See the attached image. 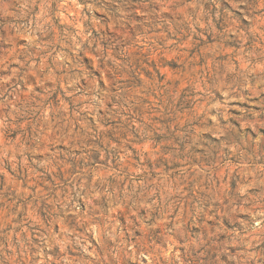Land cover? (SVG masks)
<instances>
[{
  "label": "rangeland",
  "instance_id": "374dc122",
  "mask_svg": "<svg viewBox=\"0 0 264 264\" xmlns=\"http://www.w3.org/2000/svg\"><path fill=\"white\" fill-rule=\"evenodd\" d=\"M64 2L66 31L32 33L17 23L16 0H0V122L19 112L35 127L38 107L48 117L39 148L20 131L29 119L0 132V264H264V23L241 19L230 0H162L163 11L149 4L155 23L141 27L136 0H109L115 16L101 9L95 18L116 45L109 53L128 57L134 71L118 76L122 90L105 100L74 91L57 67L85 27L73 22L85 0H76L79 11ZM129 20L134 34L122 30ZM89 61L94 54L81 67ZM205 85L219 105L207 126L196 119ZM82 127L96 135H80ZM194 140L211 142L207 156ZM145 186L169 215L140 225L132 216L148 208L130 216L129 206ZM155 220L160 226L148 227Z\"/></svg>",
  "mask_w": 264,
  "mask_h": 264
},
{
  "label": "clouds",
  "instance_id": "9594fccd",
  "mask_svg": "<svg viewBox=\"0 0 264 264\" xmlns=\"http://www.w3.org/2000/svg\"><path fill=\"white\" fill-rule=\"evenodd\" d=\"M234 9L239 10L243 13L241 19L246 17H251L253 22H257V19L260 18V22L264 23V0H230ZM75 5L74 10H80V4L73 0ZM149 4L158 5L159 9L163 11L167 4L162 2V0H149L148 4H145L143 0H136V6L143 8L145 11L144 19L141 21V27L143 24H154L155 21L152 20L153 14L156 12L155 7H149ZM16 8L18 9V20L17 23L20 28L24 31L35 33L41 31L43 33H54L56 27H62V32L66 31L67 25L61 20L62 13L67 11V5L64 0H16ZM112 5L109 3V0H85L83 15L79 17L73 16V22L75 23L77 19L83 21L85 27L82 32H77L75 36L70 37V46L66 49L67 55L63 57L65 63L57 65L61 69H66L65 75L68 77L67 83L75 86L76 88L84 87L88 90L89 93H96L99 96H103L105 100L108 99V96L105 95L107 92L113 97H116L117 94L122 90L124 82L118 80V76H122L125 72L131 73L134 71L131 68V60L118 52L115 55L109 53L110 47H115L116 45L108 40L107 34L101 35V30L106 25H100L95 18V12L98 10H105L110 12L111 16H115L114 12H111ZM119 10V9H118ZM208 15V13H205ZM20 21H23L22 23ZM160 23H166V21L161 20ZM131 21L129 20L126 25H122L123 31L132 30L133 34L138 29L136 26H131ZM251 34V33H250ZM107 46L105 45V42ZM89 54H94L96 58V63L93 64L92 61H89L87 67H81L84 64V57ZM72 57V62H68V56ZM105 76L108 77V83H105ZM80 81H83V84H80ZM209 89L208 92L203 93V99L207 101V107L204 110L203 116H196V119L200 120L201 124L204 126L208 119L216 120L215 117H211L209 109L213 107H219L218 104L213 103V98L210 94V86L205 85ZM57 91H63L65 96H67V89H61L57 85ZM103 106L98 105V107ZM37 111L40 113L39 117L36 119V126L33 127L32 121L28 115L24 113H17V120H5V122H0V132L7 133L11 130V124L17 123L20 118L29 119L28 129L18 130L21 131L24 140L31 144H36L39 147H42L45 143L44 132L47 130L46 127L42 131L39 127V124L46 121L48 117L45 115L43 107H38ZM73 120L87 119V115L84 116H73ZM218 121L213 126H217ZM68 127H71L69 123ZM80 135L85 136H95L96 132L91 131L89 128L82 127L78 130ZM68 135L67 129H64L62 136ZM194 145L193 151L199 149L201 156H207L209 149L212 148L211 142L198 143L197 141H192ZM227 146V145H226ZM6 147L11 148V144H8ZM72 145H69L67 150L72 151ZM59 166V165H58ZM75 191V190H74ZM239 191V189L237 190ZM85 195H94L95 189L86 187L83 189ZM235 194V193H234ZM79 197L80 193H76ZM166 195L165 193L161 194ZM137 199L133 200L132 204L129 206V215L132 216L131 209L135 208L136 212H139L141 208H148L147 215L142 218L139 215L132 216V220L139 222L140 225H144L146 221H153L155 216L163 219L169 215V205L167 201L162 200L160 196H154L150 189L145 186L143 191L136 194ZM227 198V197H226ZM129 200H132V195L129 194L124 198V203H127ZM151 201V207H149L145 201ZM231 203V200L229 201ZM221 208H226V205L221 204ZM198 211H202L197 206ZM111 209L105 210V215L110 214ZM155 214V216H154ZM227 212L222 213L221 216L226 215ZM106 223H112L111 220L102 221ZM194 222V217H193ZM137 224L130 223L125 225L127 229L135 231ZM160 226V220H155V223H148V227ZM179 224L174 223L173 228L179 229ZM171 231V229H169ZM119 235V233H116Z\"/></svg>",
  "mask_w": 264,
  "mask_h": 264
}]
</instances>
